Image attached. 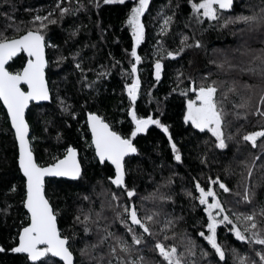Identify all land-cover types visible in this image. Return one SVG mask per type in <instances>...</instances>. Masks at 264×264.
<instances>
[{"label": "trees", "instance_id": "1", "mask_svg": "<svg viewBox=\"0 0 264 264\" xmlns=\"http://www.w3.org/2000/svg\"><path fill=\"white\" fill-rule=\"evenodd\" d=\"M56 2L57 0H0V30L11 22H27L37 13L47 15L55 7ZM60 2L64 7L72 9H76L78 4L84 7L75 15H66L57 24L49 26L47 35L51 38L50 43L58 46L57 49H46V56L50 63L46 69V77L52 88L53 99L48 103L31 104L27 110L26 119L31 125L30 136L38 137L32 145L38 163L45 165L54 162L53 157L63 156L69 145L77 148L83 168V178L80 180L48 178L45 181L46 194L58 213L60 231L64 235L71 236L74 227L78 234L76 242L73 243L77 260L81 259L78 249L84 247L85 242L95 243L99 237L95 226L87 235L78 225L73 226L72 220L76 210L82 207L85 211L91 208L93 212H100L102 204L104 206L102 215L107 219L100 221L101 227L111 224L110 231L125 235L129 241L131 237L115 219L113 208L117 203L134 204L141 217L150 212L160 213L157 217L159 223L150 225L154 235L146 237L149 243L142 253L150 259H160L155 252L149 251L156 240H163L164 235L172 237L173 233L176 234L175 239L165 241L166 243H175L183 250L181 236L187 233L199 245L211 251L207 242L198 235L200 231H205L207 234L206 228L202 227L207 216L203 210L204 206L199 204L198 199L193 198L199 196L195 183L198 181L202 187L206 188L209 178L215 179L219 175L222 181L235 191L238 181L241 180V173L245 176L247 174L245 164L250 166L253 157L261 154L259 148L253 149L250 144L242 142L241 137L249 131L258 130L261 120L257 116H250L247 121H233L232 127L226 131L235 134L236 139L229 142L228 149H216L214 138L210 133H201L183 122L185 98L179 94L180 88L176 91H173V88L177 85L178 72L184 73V84L181 87L190 83L187 80L189 75L196 77L199 81L202 75L209 72L213 74L212 79L240 78L244 82L260 83L258 76L251 77L248 74L240 76L238 72L225 76L209 61L222 59L220 52L213 51L217 49L223 50L235 62L243 61L246 65L252 56L242 57L240 52L234 50L246 43L253 54L258 53L264 48V30H246L241 36L239 29L244 27L243 25L230 24L220 28V23H223L221 20L217 23L215 30L210 29L202 34L206 52L204 50L196 53L188 51L183 58L164 59L162 62L165 67L161 80L157 82L153 75V48L160 39L157 33L162 23V15H158L161 10L163 9V14L166 15H172L175 12V23L171 27L170 34L165 38V47L169 49L179 45L180 33L189 36L195 33L197 38H201V29L197 28L194 22L185 28V23L188 22L191 14V5L188 0H150L149 10L142 17L146 25V35L145 40L138 47V54L142 57V62L138 65L141 89L135 107L138 115L146 117L151 114L169 126L170 134L181 151L182 162L174 160L168 137L157 126L151 125L146 133L138 134L134 143L139 150V155L126 158L128 160L126 184L129 188L136 189V196L130 200L125 192L111 184L109 177H113L112 167L108 163L99 164L93 149L88 147L91 140L85 119L88 111H96L106 117L116 130L125 134L131 131V118L127 116L126 110L132 105L129 103L124 85L131 83L127 73L130 72L132 40L131 32L124 21L128 10L133 6L132 2L126 0L124 5H104L101 0L99 9L95 8L90 0H60ZM169 4L171 7H165ZM262 6H264L262 0H234V11L225 13V18L228 15L234 16L241 13L248 15L252 10H258ZM26 9H30L31 12ZM8 15H11L12 21L8 20ZM53 18H59L58 10ZM76 26H80V30L76 36L72 37L70 32ZM203 28H209L207 22L204 23ZM234 32L237 35H233ZM11 34L9 31L8 35ZM243 50L241 48V51ZM77 51L80 52L78 59L83 61L84 68L92 69L87 72V79L97 81L94 88L82 89L77 83L80 74L72 60V54ZM61 55L67 59L57 66L55 61ZM193 58L195 63L190 65L188 61ZM24 61L23 54L19 58H14V61L10 62L9 70L16 71L22 67ZM115 61L120 63L115 64ZM103 71H108L110 74L97 79V73ZM57 91L60 98L72 106V111L76 113L75 119L59 110L56 100ZM86 102L87 106L82 108L81 106ZM258 103L257 95L253 97L252 104L255 106ZM48 118H51L53 123L48 125V131L45 132L43 121ZM231 119L230 116L229 120ZM237 129L240 131L237 132ZM58 133L59 140H57ZM258 143L262 142L258 141ZM16 158L14 134L6 111L0 102V209L11 205L7 214L0 211V246L7 249L15 246L14 237L27 223L26 211L22 205L24 178L18 170ZM202 158L206 159V163H201ZM261 163L264 161L257 162L252 178L253 183L261 185L257 189L259 196L255 204L264 203V170H261ZM226 169L231 172V175L225 174ZM169 177H171V184L164 186ZM12 185L17 186V192L9 191ZM213 187L219 192L220 199L225 201V207L236 208L239 211L251 210L250 206H237L235 203L237 197L224 193L218 185ZM187 192H191L192 197H189ZM113 193L120 197L119 201L112 200ZM160 193L170 196L171 199L160 200L158 198ZM83 196H88L90 199L83 200ZM154 196L156 198H153ZM93 218L95 219V216ZM165 219H174L175 226L161 232ZM218 233L220 241L229 249L228 264H233L232 248H236L241 256L247 255L254 260H259L252 248L236 241L224 226L219 227ZM109 243L111 241L102 245L95 253L97 258L105 257V264ZM199 258V251H197L194 259L199 260ZM25 259L24 254L11 251L0 253V264H25ZM53 260L57 259L49 258L48 264H52ZM84 264H89L87 258H84Z\"/></svg>", "mask_w": 264, "mask_h": 264}, {"label": "snow or ice", "instance_id": "2", "mask_svg": "<svg viewBox=\"0 0 264 264\" xmlns=\"http://www.w3.org/2000/svg\"><path fill=\"white\" fill-rule=\"evenodd\" d=\"M131 2L133 6L128 10L124 21L131 32L132 40L130 72L127 73L131 83L124 85L129 103L132 105L126 110L127 116L131 118V131L125 134L116 130L106 117L96 111L86 113L87 128L91 132V142L88 147L94 149L95 158L99 164L108 163L114 168V177H109V180L112 185L125 192L130 200L136 196V189L135 187L129 188L126 184L128 174L126 158L139 155V150L134 143L138 134L146 133L151 125L157 126L167 135L174 160L182 162L181 151L170 134L169 126L151 114L146 117L137 114L135 104L141 89L138 65L142 62V57L138 54V47L145 40L146 25L142 17L149 10L150 0H131ZM188 2L191 5V14L188 17V22L185 23V28L194 22L195 26L201 29V38H197L195 33L191 36L180 33L177 47L171 49L165 47V38L170 34L171 27L175 23V12L172 15H166L163 14L162 9L158 14L162 15V23L157 33L160 39L157 40L156 46L153 48V75L157 82L161 80L165 67L162 62L164 59L183 58V55H186L188 51L196 53L199 50H204L206 52L202 34L210 29L215 30L217 23H220L221 20L223 23H220V28H225L230 24L243 25L244 27L239 29L241 36L246 30H264V6L258 10H252L248 15L241 13L234 16L228 15L225 18V13L234 11V0H198V2L188 0ZM90 3L97 9L101 6V0H90ZM102 3L104 5H124L126 0H102ZM83 7L82 4H78L76 9L64 7L60 0H57L55 7L47 15L37 13L27 22H11L0 30V102L6 109L18 147L16 160L18 170L24 178L22 205L26 209L27 220V223L18 230L14 237L15 246L10 249L0 246V253L11 251L24 254L25 264H48L49 258H58V260H53L52 264H84V258H87L89 264H105V257L97 258L95 253L102 245L111 241L108 244L106 264H228L229 249L226 244L220 241L218 233L219 227L224 226L236 241L247 244L259 258L257 261L247 255L241 256L236 248H232L233 264H264V203L255 204L259 196L257 189L261 185L253 183L252 180L257 162L264 161V48L253 54L246 43L234 50L240 52L242 57L252 56L246 65L243 61L235 62L223 50L217 49L213 51L220 52L222 59L211 60L209 63L214 64L225 76L238 72L240 76L245 74L251 77L258 76L260 83H248L240 78L212 79L213 74L209 72L202 75L199 81L196 77L189 75L187 80L190 83L181 87L184 84V73L178 72L177 85L173 88V91L180 88L179 94L185 98L183 122L198 129L201 133H210L214 138L216 149L226 150L230 146L229 142L236 139L235 134L226 131L232 127L233 121H247L250 116H257L261 120L258 130L249 131L241 137V141L250 144L253 149L259 148L261 154L253 157L250 166L245 164L247 174L245 176L244 173H241V180L238 181L235 191L229 188L219 175L215 179L209 178L206 188L202 187L198 181L195 183V189L199 196L193 198L198 199L199 204L204 206L203 210L207 216L206 222L202 225L206 228L207 234L205 231H200L198 235L207 242L211 251L199 245L187 233L181 236L183 250L175 243H166L165 241L175 239L176 234L173 233L172 237L164 235L163 240H156L149 251L155 252L160 259H150L142 253L149 243L146 237L154 235L150 225L159 223L157 217L160 213L150 212L141 217L134 204L120 205L117 203L113 208L115 219L120 222L125 232L131 237L129 241L125 235H118L110 231L111 224L101 227L100 221L107 219L102 215L104 207L102 204L100 212H93L91 208L85 211L82 207L76 210L72 220L73 226L78 225L86 235L92 232L93 226H95L99 237L95 243L85 242L84 247L78 249L81 259L77 260L73 251V243L76 242L78 234L74 227L71 236L64 235L60 231L58 213L48 198L45 188V177H67L72 180L83 178V168L80 159H78L77 148L71 145L67 146L63 158L53 157L54 162L47 166L38 163L32 146L38 137L30 136L31 125L26 119V110L29 109L31 102H37L38 105L39 102L53 99L52 88L46 77V69L50 66L46 49H57L58 46L50 43L51 38L47 35L49 26L57 24L66 15H75ZM165 7H171V4ZM57 10L59 11L58 19L53 18ZM26 11L31 12L30 9H26ZM7 18L12 21L11 15H8ZM205 22L209 25L208 29L203 28ZM79 30L80 26H76L70 32V36H76ZM9 31H11V35H8ZM232 34L237 35L235 32ZM241 48L244 50L241 51ZM22 54L26 57L22 67L16 71H10L9 62H13L14 58H19ZM79 57V51L72 54L74 67L80 74L77 83L81 85L82 89L94 88L97 81L87 79V72L92 69L86 70L83 61L78 59ZM65 59L67 58L62 55L58 56L55 63L59 66ZM119 63L120 61H115V64ZM188 63L194 64L195 59H190ZM109 74L108 71L99 72L97 79ZM257 95L259 103L253 106L252 99ZM56 100L61 113L67 114L73 119L76 118L72 106L60 98L58 91ZM86 106L87 102L81 107ZM230 116L231 120H229ZM43 123L44 131L47 132L48 125L53 121L48 118ZM239 131L237 129V132ZM59 139L60 134L58 133L57 140ZM258 141L262 143H258ZM201 163H206V159L202 158ZM260 167L261 170H264V163H261ZM225 174L231 175V172L226 169ZM171 182V177H169L164 186ZM214 185H218L224 193L237 197L235 201L237 206H250L251 210L239 211L236 208L225 207V201L220 199V194L213 187ZM9 191L17 192V186L12 185ZM186 194L192 197L191 192ZM158 198L162 201L171 199L170 196L163 193H160ZM82 199L89 200L90 198L83 196ZM119 199L120 197L115 193L112 194V200L119 201ZM254 204L255 206H253ZM10 207L11 205H7L0 211L7 214ZM174 226V219H165L161 232L172 229ZM197 251H199V260L194 259Z\"/></svg>", "mask_w": 264, "mask_h": 264}, {"label": "water", "instance_id": "3", "mask_svg": "<svg viewBox=\"0 0 264 264\" xmlns=\"http://www.w3.org/2000/svg\"><path fill=\"white\" fill-rule=\"evenodd\" d=\"M25 56V55H24ZM25 60H26V57H25ZM10 63V62H9ZM25 88H26V86H24ZM48 102H50V101H42V102H39V104H43V103H48ZM1 104H2V102H1ZM31 104H37V102H31L30 103V105ZM30 105H29V107H30ZM2 106H3V104H2ZM4 108V107H3ZM5 109V108H4ZM28 110V109H27ZM27 110H26V113H27ZM5 111H6V109H5ZM9 120V119H8ZM86 120V119H85ZM9 124H10V122H9ZM87 125V124H86ZM13 131V130H12ZM89 131V133H90V140H91V132H90V130H88ZM13 134H14V132H13ZM16 148H17V156H18V147H17V145H16ZM93 151H94V149H93ZM64 155V154H63ZM95 155V154H94ZM60 158H63V156H61ZM78 159H79V154H78ZM18 165V164H17ZM48 164H45L44 166H47ZM110 165V164H109ZM111 166V165H110ZM112 167V166H111ZM112 169H113V177H114V168L112 167ZM21 175H22V173H21ZM48 178H63V179H67V180H72V179H70V178H67V177H45V181H46V179H48ZM25 211H26V209H25ZM59 228V227H58ZM55 259H57L58 260V258H55Z\"/></svg>", "mask_w": 264, "mask_h": 264}]
</instances>
